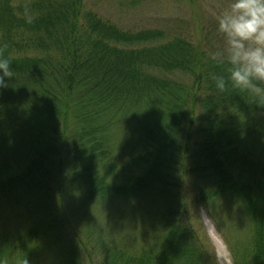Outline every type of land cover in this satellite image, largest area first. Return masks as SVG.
Returning a JSON list of instances; mask_svg holds the SVG:
<instances>
[{
    "label": "trees",
    "instance_id": "1",
    "mask_svg": "<svg viewBox=\"0 0 264 264\" xmlns=\"http://www.w3.org/2000/svg\"><path fill=\"white\" fill-rule=\"evenodd\" d=\"M175 1L188 9L178 24L133 31L86 0H0V54L15 74L0 87V208L20 204L23 217L4 218L3 264H216L185 202L194 173L212 179L204 207L239 196L251 264H264V99L216 89L223 35L198 0ZM147 187L167 208L160 242L136 252L106 238L94 207Z\"/></svg>",
    "mask_w": 264,
    "mask_h": 264
},
{
    "label": "rangeland",
    "instance_id": "2",
    "mask_svg": "<svg viewBox=\"0 0 264 264\" xmlns=\"http://www.w3.org/2000/svg\"><path fill=\"white\" fill-rule=\"evenodd\" d=\"M228 2L229 0H198L197 11L200 16L203 13L205 18H213V23H216V13L226 7ZM86 4L104 19L122 29L133 31L160 29L163 25L178 24L181 20H178L179 18L188 16L185 3H178L175 0H86ZM213 33L218 37L222 36L217 29ZM221 41L224 43V38ZM262 120L264 123V119ZM131 141L132 139L126 138L122 143L124 145ZM190 152L193 153V150ZM195 174H189L183 182V193L191 225L204 241L207 253H211L216 264H235L233 252L238 256L240 264H251L253 226L249 212L240 202L239 196L235 195L233 198L228 193H223L209 202L207 208L204 207L200 202V196L202 192H208L213 187L212 179ZM141 191L131 198L118 197L112 202L103 201L102 204H95L94 207L99 208L97 210L101 215L99 220L105 222V234L108 235L106 238L119 245L125 242L130 250L136 252L160 242L157 240L162 234L161 213L167 208L166 196L163 195L161 188L149 190L147 187ZM80 196L73 197L79 205L83 204ZM27 201L28 208L33 209L36 206V196H29ZM10 204L11 208L6 205L0 208L1 236L4 218L10 211L14 213L18 224L23 221V217L19 219L17 214L22 206ZM201 206L207 209L206 218L199 213ZM84 207L87 209L85 211L89 212L88 206ZM0 256L2 257L0 264H3L1 240Z\"/></svg>",
    "mask_w": 264,
    "mask_h": 264
},
{
    "label": "clouds",
    "instance_id": "3",
    "mask_svg": "<svg viewBox=\"0 0 264 264\" xmlns=\"http://www.w3.org/2000/svg\"><path fill=\"white\" fill-rule=\"evenodd\" d=\"M22 14L26 23H32L28 6ZM215 19L224 44L210 54V59L228 65L226 76L210 74L216 89L224 92L230 85L264 99V0H229ZM13 76L10 58L0 54V87L6 86L5 77ZM199 213L204 218L208 215L203 206Z\"/></svg>",
    "mask_w": 264,
    "mask_h": 264
}]
</instances>
